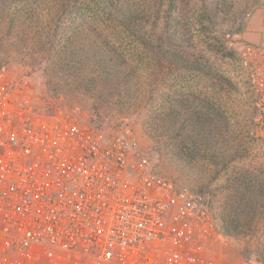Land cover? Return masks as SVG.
Returning a JSON list of instances; mask_svg holds the SVG:
<instances>
[{
    "label": "built area",
    "instance_id": "1",
    "mask_svg": "<svg viewBox=\"0 0 264 264\" xmlns=\"http://www.w3.org/2000/svg\"><path fill=\"white\" fill-rule=\"evenodd\" d=\"M238 59L264 106V44L242 43ZM5 70L0 264H221L213 211L154 171L132 127L42 113L29 76Z\"/></svg>",
    "mask_w": 264,
    "mask_h": 264
},
{
    "label": "rangeland",
    "instance_id": "2",
    "mask_svg": "<svg viewBox=\"0 0 264 264\" xmlns=\"http://www.w3.org/2000/svg\"><path fill=\"white\" fill-rule=\"evenodd\" d=\"M178 1L179 17L176 13L168 14L170 26L178 19L181 40L186 45L183 53L200 70L172 72L165 69L156 76L154 60L151 55L147 56V71L140 78L143 85L140 91L133 93L130 108L114 105V99L109 101V108L94 109V94L86 91L90 86L85 80L86 72H75L70 65L65 70L62 65H55L56 62L66 63L63 53L67 37H59L50 45L45 44L48 39L39 35L33 37L23 26L8 32L4 23L0 24V56H4L0 69L29 76L32 96L42 113L52 115L74 109L100 127H132L154 171L176 186L199 194L217 216L222 205V188L219 187L225 185V177L214 181L217 172L242 175L249 169L255 175L264 174V106L257 105L259 97L238 59L242 43L264 44V0ZM23 6L21 3L20 7ZM163 60L165 67L170 65L168 54ZM186 99L190 107L189 104L182 106ZM211 107L220 111L222 117L218 124L227 127L226 131L224 126L214 131V144L225 139H236L240 143L238 159L232 166H216L199 159L201 155L218 158L234 155L231 147L222 145V149L217 146L209 153L196 154L188 153L179 144L177 130L182 121H186V130L193 132V139L205 137L199 125L207 124L208 120L201 119L199 113H206L213 109ZM172 110L180 116L171 117ZM208 184L211 185L207 190L198 193ZM215 256L221 264H264V228L253 237L226 236L216 248Z\"/></svg>",
    "mask_w": 264,
    "mask_h": 264
},
{
    "label": "trees",
    "instance_id": "3",
    "mask_svg": "<svg viewBox=\"0 0 264 264\" xmlns=\"http://www.w3.org/2000/svg\"><path fill=\"white\" fill-rule=\"evenodd\" d=\"M179 5L178 0H0V24L4 23L8 32L23 26L33 37L39 35L48 39L45 44L50 45H54L59 37H67L63 53L66 63L56 62L55 65L63 66V70L71 66L75 72H86L85 80L90 84L86 91L94 94V109L109 108V101L114 99V105L130 108L133 93L140 91L143 85L140 78L147 71V56L151 55L154 60L156 76L165 69L172 72L200 70L183 53L186 45L181 40L178 19L170 26L168 14L176 13L179 17ZM166 54L171 61L167 67L163 63ZM3 57L0 56V62ZM188 104L189 99H186L182 106ZM211 108L206 113H199L201 119L208 120L207 124L199 125L205 137L193 139V132L189 133L186 121H182L177 130V137L181 139L179 144L188 153L196 154L209 153L217 146L231 147L234 155L223 158L201 155L199 159L216 166H232L238 159L240 143L236 139H225L214 144V131L221 126L226 131L227 127L218 124L222 117L220 111ZM170 116L180 114L172 110ZM221 172L214 176V181L225 177V185L219 187L222 188L221 212L216 216L209 202L203 200L227 237H253L264 228V174L258 176L249 169L242 175Z\"/></svg>",
    "mask_w": 264,
    "mask_h": 264
}]
</instances>
